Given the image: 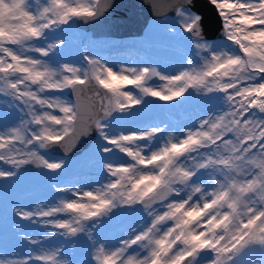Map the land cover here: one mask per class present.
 Masks as SVG:
<instances>
[{
  "label": "snow or ice",
  "instance_id": "1",
  "mask_svg": "<svg viewBox=\"0 0 264 264\" xmlns=\"http://www.w3.org/2000/svg\"><path fill=\"white\" fill-rule=\"evenodd\" d=\"M210 3L219 40L205 38L194 0L163 21L188 48L186 63L165 73L114 66L87 49L80 64L59 61L67 42L58 34L103 16L106 0H0V96L20 113L0 127V164L8 166L0 178L18 177L25 165L55 173L65 162L41 150L67 151L91 133L106 181L88 190L52 185L64 194L57 202L13 208L59 231L23 235L33 250L0 264H69L64 249L45 246L55 237L81 246L71 264H253L252 253L264 264V0ZM194 93L215 104L193 124L129 126L145 97ZM118 212L137 219L120 235H102L104 218Z\"/></svg>",
  "mask_w": 264,
  "mask_h": 264
},
{
  "label": "rangeland",
  "instance_id": "2",
  "mask_svg": "<svg viewBox=\"0 0 264 264\" xmlns=\"http://www.w3.org/2000/svg\"><path fill=\"white\" fill-rule=\"evenodd\" d=\"M174 19L175 12L162 16H151L148 18L140 34L125 36L92 35L89 29L75 24L66 32L58 34L67 42L58 59L60 62L80 64L83 62L82 56L87 49L91 55L97 58H103L114 66L142 67L149 65L157 68L161 72H176L186 63L188 48L186 42L179 36L171 35L167 31V26L163 23L164 20L172 21ZM220 38L206 39L211 41L219 40ZM155 83L158 84L160 82L155 81ZM6 99L0 96V127L6 123L8 125L16 123L19 116L17 115L18 110L7 108L5 104ZM144 99L148 103L143 106H136V114L130 118L131 122H129V126L146 127L149 125H159L163 127L164 124H168L169 130H173L183 125L193 124L200 116L212 110L215 104L214 101H209L205 97L198 96L195 93L187 98L180 97L179 101L165 102L153 97H145ZM95 140L96 136L92 138L90 143L82 151L74 155L55 153L51 152L50 149L41 150L42 153H49L55 162H65L63 168L57 170L55 173L41 168L29 172L22 169L18 177L0 178V231L1 233L5 231V234L0 235V260L24 258L33 250L34 246L25 241L22 238L23 235L28 234L32 238L39 239L41 234L47 233L45 231L35 232L33 229L31 231L29 229L30 225L33 228L34 226L38 227L40 225L19 219L11 211L13 208L23 206V210H28L38 204L46 206L57 202L64 194L62 192H56L52 185L61 188H72L78 185V187L88 190L106 182L102 176L103 161L91 150ZM0 167L8 166L0 164ZM68 175L71 176L67 178ZM72 181L76 182L72 183ZM70 182L73 186H70L72 185L69 184ZM114 217L111 220L104 218L105 223L99 229L102 235L109 238L120 235L121 230L127 224L137 219L136 216H126L122 212H118ZM16 224L23 225L22 230L17 232L18 229L15 228ZM43 227L48 232L59 231L51 227ZM73 239L68 238L69 242L64 243V238L55 237L47 241L45 246H60L64 249V259L71 264L73 259L82 258L81 246L78 245L74 248L71 242ZM88 255L90 257L91 249L88 250ZM249 259L253 264H256L260 260V254L252 253Z\"/></svg>",
  "mask_w": 264,
  "mask_h": 264
},
{
  "label": "water",
  "instance_id": "3",
  "mask_svg": "<svg viewBox=\"0 0 264 264\" xmlns=\"http://www.w3.org/2000/svg\"><path fill=\"white\" fill-rule=\"evenodd\" d=\"M106 3L110 7L103 16L90 22L77 21L76 25L90 29L93 35H136L142 32L149 17L173 14L175 8L186 3V0H106ZM194 5L193 10L203 17L205 38L221 36V19L210 0H194ZM94 136L91 133L82 136L76 141L75 146H69L67 151L61 145H55L49 149L56 153L74 155L82 151ZM37 168L36 165L23 166L27 172Z\"/></svg>",
  "mask_w": 264,
  "mask_h": 264
},
{
  "label": "bare ground",
  "instance_id": "4",
  "mask_svg": "<svg viewBox=\"0 0 264 264\" xmlns=\"http://www.w3.org/2000/svg\"><path fill=\"white\" fill-rule=\"evenodd\" d=\"M17 115H20V113L18 112V114ZM131 122V121H130ZM130 124V123H129ZM82 175H83V173H82ZM95 175V174H94ZM71 175H68L67 176V178H69ZM78 176V175H77ZM82 177H84V176H82ZM73 178V177H72ZM77 179V178H76ZM79 179H80V177H79ZM98 179V178H97ZM71 180V179H70ZM90 180V179H89ZM93 180V179H92ZM91 181V180H90ZM95 181V180H94ZM74 182H76V181H74ZM73 181H72V183H74ZM92 182V181H91ZM96 182V181H95ZM95 182H93V183H95ZM68 183V182H67ZM71 182L69 183V184H72ZM79 184H80V182H79ZM75 185V184H74ZM70 186H73V184L72 185H70ZM77 187H78V185H76ZM51 187V186H50ZM89 187V186H88ZM91 187V186H90ZM10 192H12V191H10ZM9 192V193H10ZM13 193V192H12ZM51 195V194H50ZM48 196H49V194H48ZM44 198V197H43ZM16 199H17V197H16ZM20 205V204H19ZM18 205V206H19ZM22 205V204H21ZM18 206H16V207H18ZM15 207V206H14ZM20 208L19 209H22L23 208V206H19ZM12 211V210H11ZM10 211V212H11ZM119 216V215H118ZM127 216V215H126ZM124 217V216H123ZM113 218H115V217H113ZM16 219V218H15ZM20 219V218H19ZM128 219V218H127ZM4 220V219H3ZM7 220V219H6ZM5 220V221H6ZM116 220V219H115ZM8 221V220H7ZM14 221V220H13ZM128 222V221H127ZM10 223V222H9ZM12 223V222H11ZM27 223V222H26ZM123 223V222H122ZM126 223V222H125ZM124 223V224H125ZM31 224V223H30ZM35 225H40V226H38V227H36V226H34V228H33V226L32 225H30V227H29V229L32 231V229L35 231V232H39V231H45V232H47L48 233V230L47 229H45L43 226H41V224H35ZM12 228V227H11ZM10 228V229H11ZM16 228V227H15ZM47 228V227H46ZM9 229V230H10ZM27 229V228H26ZM26 229H24V230H26ZM5 230V229H4ZM19 230H17V232H18ZM50 231V230H49ZM10 232V231H9ZM22 233H24V232H22ZM2 234H5V231H4V233H1V231H0V235H2ZM38 234V233H37ZM40 235V234H39ZM12 236H13V234H12ZM16 236H18V235H16ZM17 238V237H16ZM18 239V238H17Z\"/></svg>",
  "mask_w": 264,
  "mask_h": 264
}]
</instances>
